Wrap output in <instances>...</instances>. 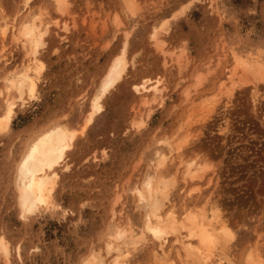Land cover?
Returning a JSON list of instances; mask_svg holds the SVG:
<instances>
[{
  "label": "rangeland",
  "instance_id": "374dc122",
  "mask_svg": "<svg viewBox=\"0 0 264 264\" xmlns=\"http://www.w3.org/2000/svg\"><path fill=\"white\" fill-rule=\"evenodd\" d=\"M67 2V13L61 16L49 0L30 2V9L42 10L43 6L46 20H57L58 24L50 25L45 48L38 55L45 70L37 99L16 107L8 132L0 133V236L9 244L10 264H80L91 249L103 254L116 196L121 197L115 211L125 208L128 220L138 224L140 211L127 190L141 179L155 141L171 138L175 143L183 133L191 136L185 135L187 142L180 159L201 157L205 159L199 158L201 163L209 167L201 180L183 183L179 157L173 154L165 171L176 175V184L165 210L172 209L181 219L184 209L195 208L197 212L196 207L207 198L218 206L233 236L219 252L223 256L220 264H244L242 255L249 248H258L264 256V87H259L261 98L256 105L251 102L250 86L235 90L227 105V99L218 92L214 113L206 123L196 118L202 111L192 112L196 104L195 108H201L199 100H208L219 91L220 79L227 77L230 61L221 55L222 48L227 54L233 49L264 58V0H135L134 19L123 10L121 0ZM20 4L22 0H0L7 18L20 9ZM165 21L168 30H161L159 39L164 41L166 52L179 54L173 61L161 56L148 38L151 28L163 27ZM64 24L66 31L62 30ZM123 30L129 33L130 66L122 82L103 100V111L77 135L66 155L68 167L57 169L53 193L56 207L21 219L13 175L25 145L38 130L58 118L71 130L81 129L89 99L119 52ZM179 48L185 51L179 53ZM0 56V75L26 62L10 34L4 41L0 39ZM196 75L200 85L192 88ZM147 77L162 81L164 101L162 105L151 104L146 125L135 131L129 121L140 109L141 98L131 86ZM184 89L190 90L186 100ZM200 94L206 98L198 99ZM215 98L212 96V101ZM195 99L190 110L189 104ZM187 109L192 113H186ZM184 113L193 116V120L188 119L187 130L180 126L187 117ZM156 247L147 237L131 250L129 262L154 264L152 252ZM167 247L168 259L179 264L176 252L182 256L181 247L172 238ZM15 248H19V255Z\"/></svg>",
  "mask_w": 264,
  "mask_h": 264
},
{
  "label": "bare ground",
  "instance_id": "6f19581e",
  "mask_svg": "<svg viewBox=\"0 0 264 264\" xmlns=\"http://www.w3.org/2000/svg\"><path fill=\"white\" fill-rule=\"evenodd\" d=\"M31 1L32 0H22L20 9L11 18H7L0 7V39L4 41L7 35L10 34L13 45L20 46L24 52V59L26 61L19 68L1 72L0 119L3 120V128L5 130L0 133H5L9 129L16 107L30 104L37 99L38 83L45 70V65L41 59L38 58V55L40 50L45 48V38L49 32L50 25L54 24L57 26L58 24L57 20L51 21L49 18L46 20L48 15L47 12H43V16L37 19V16L41 15V10L35 11L30 9ZM49 1L60 16L67 13L68 6L63 10H59L56 6L57 0ZM121 2L123 10L129 14L130 19L136 18L137 8L135 0H121ZM66 3L68 5L67 0ZM164 23L165 26L163 27L162 25L161 27L153 26L148 38L161 56L165 58L169 57L172 60L175 55L177 57L180 56L179 54L177 55V52H166L164 50L165 43L163 40L159 39L161 30L163 32H167L168 30V22L165 21ZM25 25L29 26L28 31H31L33 28L36 30L35 35L41 40V46L38 49L33 47L31 39L23 35L25 32ZM114 25L116 30L119 31L120 23L117 17H115ZM62 26V30L66 31V25L64 24ZM128 38L129 33L123 30V40L119 52L110 60L105 73L100 78L95 93L89 99L88 111L83 117L81 129L79 131L75 129L71 130L66 123L58 118L38 130L25 145L16 163L13 175L16 206L18 207V213L21 219H26L29 216L40 213L42 210H50L56 207L53 203V193L58 179L57 169L68 167L65 164L66 155L72 150L77 135L82 134L92 123L93 119L103 111V100L112 89L122 82L126 75L130 66V62L127 58ZM222 50L223 54H220L223 55L227 61L229 59L230 65L228 64L229 68L226 66L228 68L227 77L224 76L226 79H220L221 82L218 86L219 91H216L214 95L218 92L220 96L223 95L225 97L224 99H227L224 105H227L231 102L235 90L250 86L251 102L253 105H256L257 100L259 101L261 98H259L258 93L259 87H264V58L260 57L259 54L236 53L233 49H230L228 54L223 48ZM178 51L182 53L185 50L179 48ZM218 57H220V55ZM179 59L181 60V58ZM175 62L177 63L178 60H175ZM41 65L43 67H41ZM203 79L204 78H202V80ZM106 81L110 82V86L107 88ZM200 81V76L196 75L194 77V82L191 84L192 88H196L200 85ZM161 83L162 81L160 79L152 80L147 77L142 78L138 83L132 84V91L136 96L141 98L140 109L135 112L134 117L129 121L131 128L135 131H140L146 125V121L151 113V104H163V91L165 87L162 86L163 83ZM33 86L35 88L34 92ZM191 86L189 85L190 88ZM186 89L183 91L185 100L190 96V90ZM200 95V98L197 96L198 99L206 98V96L201 98L202 94ZM214 95H212L213 98L220 97L218 94L216 96ZM33 96L35 98H33ZM212 96H210L208 100L207 98L206 100H199V102L197 100L199 106L202 103L200 109H198V107L195 108L197 104L194 105V107L192 106L194 108L192 112H195V109H197L196 114L198 111H202V115H200L199 112V116L196 117L197 119L199 117L201 118H199L200 122L206 123L207 118L209 119V116L214 113L213 106L216 104H213V102L216 103L217 99L215 98L214 101H212ZM210 98L211 101H209ZM192 99L193 98H191V100ZM195 101L196 99L189 104L190 110L192 108V103H195ZM185 105L188 106V103ZM9 111L11 114H9ZM142 112L145 115L144 118H142ZM188 112L189 110L186 113ZM192 112L190 111L189 114ZM186 113H184V115ZM186 116V120L184 117L185 121L182 119L183 122H181L182 125H180L184 130L189 128L186 126L190 124L188 119L193 120L192 115L188 116L186 114ZM198 123L199 120H197V124ZM141 124L142 126H139ZM134 125H137V127H134ZM180 126L179 128H181ZM185 126L187 128H185ZM68 132H75L76 134L74 137H68L67 146H65L64 141ZM181 132H183L182 129ZM184 134L191 136L189 133H183V135ZM185 135L181 137L183 141L180 139L175 143L172 142L171 138L164 137L165 139L161 140L158 138L159 140L157 139L154 143L153 151L151 150L152 153H150L151 156H149L147 161V168L144 170L141 179L128 188L127 191L130 197L136 202V207L138 211H140L141 216L138 224H132L130 222L131 220H128V217L125 216V208L120 207L121 209L115 211L114 206L119 202L121 197L120 194L117 195L113 201L114 206L110 209L111 220L107 226L106 237L102 247L103 254H101L99 250L91 249L90 253L80 260V264H83L84 260L93 256V264H129L131 250L137 248L147 237L156 243L157 246V250L154 249L152 252L154 264H174V261L168 259L170 249L167 247V244L170 238H172L173 243L178 244L183 251L182 256L179 250L176 252V258L179 259V264H220L223 256L220 255L219 252H223V247L229 244L233 236L229 231L230 229L227 228L228 225L226 221H224L225 219L223 214H221L222 212L217 208L218 206H215L213 202V204H211L206 198L203 203L200 202V206L196 207L197 212H195V208H193L194 211L190 208H186L188 210L184 209V216L182 215L183 217L181 219V215L178 217L172 209L169 208L165 210L166 204L169 202V194L176 184V175L165 171V167L172 159L171 157L173 154H177L179 157L178 162H180L178 165L182 167L179 176L183 183L187 184L189 181L201 180L202 176L207 171V167H209L208 164L205 166V163H201V161L205 160L204 158L202 160L201 157H199L201 161L197 156L191 157L189 160L188 158L187 160L180 159L183 155L182 153H184L182 152L183 144L187 142V138L189 137L186 135V138ZM33 145H37L36 163L30 164L28 172L18 181V164L22 162L26 154L31 151ZM61 149H63L62 152ZM180 152H182L181 155ZM56 156H62V158L49 168L47 166V161ZM208 182H210L209 179ZM193 190L196 191V188ZM41 199H43L44 203L39 202ZM152 204L158 206L153 209L150 206ZM29 208H31L32 211H28ZM148 225H151L153 228H159L163 232V235L160 238L153 237L147 230ZM123 232H127V236L120 235V233ZM5 242L8 255H0V264H10L9 244L6 240ZM219 248L221 250H219ZM17 249L15 248L19 255V248ZM249 253H252V261H254V264H261V262L264 261V256L260 254L258 248H249L247 252L245 254L243 252L244 255H242L244 256V264H252V261L249 260Z\"/></svg>",
  "mask_w": 264,
  "mask_h": 264
},
{
  "label": "snow or ice",
  "instance_id": "6c2138e0",
  "mask_svg": "<svg viewBox=\"0 0 264 264\" xmlns=\"http://www.w3.org/2000/svg\"><path fill=\"white\" fill-rule=\"evenodd\" d=\"M56 6L59 10H63L68 5L66 3V0H57ZM42 16H43V6H42V10H41V15L37 16V19H40ZM28 28H29V26L25 25V32L23 33V35H25L27 38L31 39L33 42V47L35 49H38L41 46V40L39 37H37L35 35L36 30L34 28L31 31H28ZM41 36H42V34H41ZM41 67H43V66L41 65ZM108 86H110V82L106 81V88ZM106 88H105V90H106ZM34 91H35V88L33 86V92ZM33 98H35V97L33 96ZM9 114H11L10 111H9ZM139 126H142V124ZM134 127H137V125H134ZM4 130L5 129L3 128V120L0 119V132H3ZM75 134H76L75 132H68L67 133V135L65 137V141H64L65 146H67L68 137L69 136L74 137ZM37 143H39V142H37ZM62 150L63 149H61V152H62ZM36 153H37V145H33L31 148V151L28 152L26 154L25 158L22 160V162H20L18 164V167H17L18 181H19V179L23 178L25 176V174L28 172L30 164L36 163ZM60 158H62V156H56V157L50 158L47 161V166L50 168L53 164L57 163ZM154 163H155V161H154ZM39 202L44 203L43 199H41ZM150 206L153 209H155L158 205L152 204ZM28 211H32V209L29 208ZM22 218H23V216H22ZM147 230L155 238H160L163 235V232L159 228H153L151 225H148ZM120 235L127 236V232L120 233ZM0 255H4V256L8 255V249L6 247V242H5L3 237H0ZM93 259H94V256L89 257L88 259L83 261V264H93ZM249 260L252 261V253H249ZM129 264H131V262H129ZM252 264H254V261H252ZM261 264H264V261H262Z\"/></svg>",
  "mask_w": 264,
  "mask_h": 264
}]
</instances>
